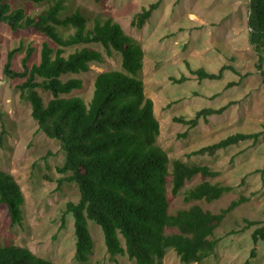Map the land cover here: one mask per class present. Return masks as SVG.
I'll return each instance as SVG.
<instances>
[{
    "label": "trees",
    "instance_id": "1",
    "mask_svg": "<svg viewBox=\"0 0 264 264\" xmlns=\"http://www.w3.org/2000/svg\"><path fill=\"white\" fill-rule=\"evenodd\" d=\"M15 1L45 3L35 13H28ZM161 0L151 1L135 14L133 24L141 27ZM249 40L264 52V0H250ZM0 21L13 30L34 28L46 36L41 43L40 60L29 64L34 47L21 43L10 49L4 64V74L21 79L16 86L20 96L32 105L31 116L48 137L58 139L65 156L57 171L58 186L75 182L79 189L77 201L69 200L63 210L74 217L76 235L75 258L88 259L94 239L88 221L94 220L104 232L107 251L111 255L127 253L138 264L161 262L173 248L184 263L200 262L213 254L220 238L215 230L226 214L248 197L241 194L219 211L205 209L198 202L170 211L168 189L173 195L181 192L187 180L200 175L201 181L184 189L185 202L220 198L231 191L229 183L212 182L219 171L207 164H189L180 158L170 159L157 143L160 122L154 101L145 91L143 78L145 50L140 40L128 34L121 23L111 16H90L83 10H72L67 0H0ZM99 45V47L94 46ZM25 49L21 68L12 67L15 53ZM103 51L120 55V67L98 72L89 99L78 93L84 86L82 72L94 62L105 60ZM225 69L239 71L222 64L218 71L205 67L191 68L201 79H220ZM230 80L226 88L240 84ZM188 75L182 73L174 81L181 83ZM39 89L49 93L44 97ZM232 101L219 107L203 106L194 116L174 119L196 126L201 119L221 114ZM187 131L183 132L186 135ZM259 132L237 131L217 141L201 146L193 154H213L246 139L258 140ZM170 177V178H169ZM170 182V183H169ZM169 186V187H168ZM25 196L15 176L0 170V204H7L11 223L24 219ZM245 227L258 220L245 219ZM252 232L256 243L264 239V220ZM253 248L244 264H250ZM0 264H54L34 253L29 247L16 244L0 245Z\"/></svg>",
    "mask_w": 264,
    "mask_h": 264
},
{
    "label": "rangeland",
    "instance_id": "2",
    "mask_svg": "<svg viewBox=\"0 0 264 264\" xmlns=\"http://www.w3.org/2000/svg\"><path fill=\"white\" fill-rule=\"evenodd\" d=\"M154 0H67L72 10L79 8L90 16H111L124 30L137 38L145 50L143 78L145 91L154 101L155 114L160 122L157 143L170 159L207 164L219 171L212 182L229 183L231 191L220 198L185 202L183 190L201 181L200 175L185 182L181 192L173 195L168 189L170 211L198 202L205 209L219 211L231 200L243 194L248 200L229 211L215 230L220 238L213 254L200 262L188 264H264V239L254 243L252 232L264 220V52L258 51L249 40L248 17L250 0H161L141 27L133 24L135 14ZM28 13H35L45 3L15 1ZM46 36L34 28L13 30L0 21V170L11 172L25 196L24 219L13 225L7 204H0V245L16 244L29 247L34 253L54 264H138L127 253L111 255L107 251L102 227L88 221L94 239L92 253L85 261L75 258L76 235L74 217L63 210L69 200L77 201L79 189L75 182H63L56 166L64 160V150L58 139L48 137L31 116L32 105L20 96L17 84L4 74V64L10 49L24 44L34 47L29 64L39 62L41 43ZM100 48L99 45H94ZM15 53L12 67L21 68L25 49ZM94 62L82 72L84 86L73 93L89 99L95 75L108 68L120 67V55ZM222 64L233 65L242 74L240 84L226 88L230 80L239 79L233 70L225 69L220 79H201L191 68L205 67L218 71ZM182 73L188 79L174 81ZM39 92L44 97L49 93ZM232 104L221 114L208 116L188 128L175 117L190 118L203 106L219 107ZM187 131L186 135L183 132ZM237 131L259 132L256 142L240 141L213 154H193L192 151ZM170 178V177H169ZM170 183V182H169ZM169 187V186H168ZM248 220L260 222L245 225ZM155 264H187L173 248L167 250L161 262Z\"/></svg>",
    "mask_w": 264,
    "mask_h": 264
}]
</instances>
